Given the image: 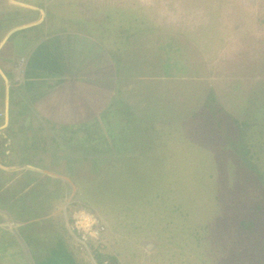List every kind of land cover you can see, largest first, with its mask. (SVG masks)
I'll list each match as a JSON object with an SVG mask.
<instances>
[{
    "label": "rangeland",
    "instance_id": "1",
    "mask_svg": "<svg viewBox=\"0 0 264 264\" xmlns=\"http://www.w3.org/2000/svg\"><path fill=\"white\" fill-rule=\"evenodd\" d=\"M49 1L66 18L83 11L78 25L103 38L117 82L106 117L24 135L79 138L74 190L41 208L56 213L30 217L35 250L44 256L60 239L78 264H97V255L117 264H264V0ZM164 49L171 59L161 74ZM21 71L13 65L17 80ZM4 87L0 79V95ZM76 206L104 224L85 246L67 233ZM0 243V264H17L21 244L5 256L10 241Z\"/></svg>",
    "mask_w": 264,
    "mask_h": 264
},
{
    "label": "crops",
    "instance_id": "2",
    "mask_svg": "<svg viewBox=\"0 0 264 264\" xmlns=\"http://www.w3.org/2000/svg\"><path fill=\"white\" fill-rule=\"evenodd\" d=\"M29 2L7 0L3 8L8 9L0 13V79L5 84L0 95V231L8 233L27 228L34 211L51 202L57 191L62 197V192L74 190L77 181L79 154L74 149L79 138L24 135L38 128L35 132L42 135L44 125L83 126L106 117L113 99L109 91L117 82L103 38L78 25L84 16L80 8L66 18L49 0L38 6ZM17 62L22 67L18 80L13 73ZM3 73L10 76L9 85ZM51 209L48 214L56 213ZM14 239L11 246L17 243Z\"/></svg>",
    "mask_w": 264,
    "mask_h": 264
},
{
    "label": "trees",
    "instance_id": "3",
    "mask_svg": "<svg viewBox=\"0 0 264 264\" xmlns=\"http://www.w3.org/2000/svg\"><path fill=\"white\" fill-rule=\"evenodd\" d=\"M162 48H160V50ZM167 51L168 50L164 49V52H162V53L160 52V54H158V59L156 60L157 63H158L159 71L161 72V74L163 72L166 73V70L169 67V61H170L171 58L170 59L168 58ZM169 75H167L164 78L165 79L169 78ZM164 78H162V79H164ZM80 132L86 134V136H83V138H89L88 135H87V132H88L87 129L81 130ZM118 139H119V141H121L123 138H118ZM127 141L128 140H122L121 143H124V142H127ZM86 144H87V146L89 148H91L92 141L91 140H86ZM116 145L117 144H111L110 146L111 147H115ZM127 148L128 149H126V150L130 151L128 143H127ZM132 151L136 152L137 149L136 150H132ZM105 155L106 154H104L103 157H105ZM132 156H134V155H132ZM122 160H123V157L120 159V161H122ZM74 175L76 177L80 176L77 170H74ZM42 207H40L39 211L42 212V214H43L42 216H47V212L49 210V206H46L45 212H43V210H41ZM60 223L61 224L63 223L62 219H61ZM241 224L246 226L245 224H243V222H241ZM248 225L250 226L251 224H248ZM249 226H247L245 228H249L250 229L251 226L250 227ZM67 233H69V231ZM2 237H3V239H0V242L1 241H5V240L8 241V242L9 241L12 242L11 238H15L14 240L17 242V244H19V245L21 244V252L18 255V257L21 258V259L18 260L17 264H78V262H76V260L73 258V254L71 252H68L67 250H65V246L63 245V242L60 239H57L55 241L54 245L50 248L48 253H45L46 255L40 256V254L43 253V252H40V250H35V247L39 245L38 238L32 233H28L26 227H25V229H22V227L14 229L11 233L4 232L2 234ZM5 247L6 248L8 247V250H7L8 252L5 254V256L10 255L11 253H9V251H10L9 247H12L11 244H8L7 246L2 247L1 248V253H2L3 250H5ZM5 256L2 255V257H5ZM97 256H98L97 264H103L105 259L109 260L108 264H117L115 259L112 258V257H109V256H107V257L106 256L105 257L102 256L101 257L100 255H97Z\"/></svg>",
    "mask_w": 264,
    "mask_h": 264
},
{
    "label": "built area",
    "instance_id": "4",
    "mask_svg": "<svg viewBox=\"0 0 264 264\" xmlns=\"http://www.w3.org/2000/svg\"><path fill=\"white\" fill-rule=\"evenodd\" d=\"M67 229L77 246L98 240L104 232L103 220L95 213L79 207L72 209Z\"/></svg>",
    "mask_w": 264,
    "mask_h": 264
}]
</instances>
